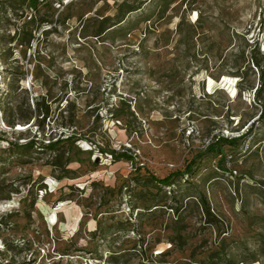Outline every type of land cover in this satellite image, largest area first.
Instances as JSON below:
<instances>
[{"label":"rangeland","instance_id":"374dc122","mask_svg":"<svg viewBox=\"0 0 264 264\" xmlns=\"http://www.w3.org/2000/svg\"><path fill=\"white\" fill-rule=\"evenodd\" d=\"M0 264H264V0H0Z\"/></svg>","mask_w":264,"mask_h":264},{"label":"trees","instance_id":"16d2710c","mask_svg":"<svg viewBox=\"0 0 264 264\" xmlns=\"http://www.w3.org/2000/svg\"><path fill=\"white\" fill-rule=\"evenodd\" d=\"M3 1V0H1ZM30 1V6L37 8L40 0H29ZM80 137L77 136L76 133H71L69 135H66L65 137H59L56 141H54L53 143H51L50 145H48L49 149L51 150H57L58 148H60L61 146H64L65 143L67 142H76ZM222 141H224L226 144H230V145H234L236 142V139H223ZM37 145V142L34 140H31L30 142L26 143V144H22L19 145L20 148H24V149H31L34 146ZM209 152H213V153H217L220 156L219 162H221V160L224 159L225 157V151H224V147L222 143H212L211 145H209L208 147ZM101 152H105L106 154H111L113 156V158L115 159H120V158H126L130 161H133V156L126 153V152H117V151H101ZM195 158H193L186 166V168L184 170H177L175 172H171L169 173L167 176L163 177V178H158L155 175L150 174V179H152L153 181H155L156 183L160 184V185H166V186H170L176 177H184L187 174H190L194 171V166H195ZM137 171L141 170L139 168L136 169Z\"/></svg>","mask_w":264,"mask_h":264},{"label":"bare ground","instance_id":"6f19581e","mask_svg":"<svg viewBox=\"0 0 264 264\" xmlns=\"http://www.w3.org/2000/svg\"><path fill=\"white\" fill-rule=\"evenodd\" d=\"M210 77V76H209ZM224 80H226L228 83L230 82V83H232L233 84V81L235 80V79H232V78H230V77H228V76H225L224 77ZM216 81L213 79V78H209V84H208V86H209V89L213 86V84L215 83ZM225 82V81H224ZM234 88V87H233ZM212 90V89H211ZM213 91V90H212ZM209 92V91H208ZM210 93V92H209ZM23 127V125L22 126H20V128H22ZM53 219H55V217H53Z\"/></svg>","mask_w":264,"mask_h":264}]
</instances>
